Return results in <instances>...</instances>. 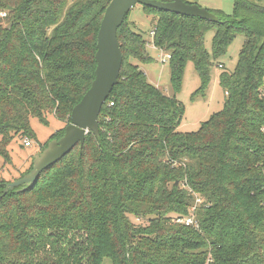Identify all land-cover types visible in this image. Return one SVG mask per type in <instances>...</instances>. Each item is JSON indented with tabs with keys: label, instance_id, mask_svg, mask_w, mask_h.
I'll list each match as a JSON object with an SVG mask.
<instances>
[{
	"label": "trees",
	"instance_id": "16d2710c",
	"mask_svg": "<svg viewBox=\"0 0 264 264\" xmlns=\"http://www.w3.org/2000/svg\"><path fill=\"white\" fill-rule=\"evenodd\" d=\"M111 1L0 0V171L13 164L14 139L38 140L33 118L69 123L95 79ZM143 6L158 16L152 43L170 55L173 94L141 69L153 60L150 42L127 15L118 29L123 66L99 133L89 131L32 184L10 188L0 175V264H264V4L210 9L219 21ZM240 33L234 70L219 74L223 108L196 131L178 130L187 64L204 93Z\"/></svg>",
	"mask_w": 264,
	"mask_h": 264
},
{
	"label": "rangeland",
	"instance_id": "374dc122",
	"mask_svg": "<svg viewBox=\"0 0 264 264\" xmlns=\"http://www.w3.org/2000/svg\"><path fill=\"white\" fill-rule=\"evenodd\" d=\"M264 4V0H254ZM200 6L209 9H221L230 14L233 11L234 0H197ZM128 22L134 23L136 30L143 34L144 38L150 42L148 44L149 54L153 60L150 63H140L141 69L145 72L148 80L157 85L168 95L173 94L170 82V66L168 52L156 47L153 41L152 31L154 30L158 16L150 15L144 9L142 4H137L128 14ZM215 34L214 30H209L206 34V48L212 53V41ZM245 37L238 34L230 43L227 51L219 58V63L212 66V79L209 87L204 93H197L200 88L201 79L194 66L190 61L185 69L184 79L181 91L177 94L178 99L185 105V114L178 127L182 132L196 131L200 128L201 123L208 120L210 116L221 110L224 106L226 93L219 82V74L224 69L234 70L238 61L240 50L243 46ZM222 66H220L221 64ZM225 65V66H224ZM31 126L36 132L38 140H31V146H25L24 139H14L10 144V151L13 157V164L4 166L0 175L7 180L15 181L17 177L26 171L31 163L35 161L37 153H41V144L45 143L49 137L58 129L66 126V123L56 118L54 115L49 116V125L41 123L37 118H33ZM39 151V152H38ZM1 166V164H0ZM19 179V178H18ZM192 211V210H191ZM177 219L178 216H173ZM134 222L146 224V219H136ZM196 224H198L196 222ZM105 264H111V260H106Z\"/></svg>",
	"mask_w": 264,
	"mask_h": 264
},
{
	"label": "water",
	"instance_id": "95a60500",
	"mask_svg": "<svg viewBox=\"0 0 264 264\" xmlns=\"http://www.w3.org/2000/svg\"><path fill=\"white\" fill-rule=\"evenodd\" d=\"M137 4L219 21L218 16L209 8L185 0H112L105 11L97 35L96 76L91 87L73 108L70 121L65 126L64 135L58 140L50 141L48 146L36 155L31 172L11 182L10 188L34 183L44 169L64 157L77 144L82 147L89 131L99 133V116L102 107L118 83L123 66L124 57L118 38V29Z\"/></svg>",
	"mask_w": 264,
	"mask_h": 264
},
{
	"label": "built area",
	"instance_id": "2783aa9c",
	"mask_svg": "<svg viewBox=\"0 0 264 264\" xmlns=\"http://www.w3.org/2000/svg\"><path fill=\"white\" fill-rule=\"evenodd\" d=\"M152 34H153V32H152ZM169 57H170V55H169ZM220 66H222V64ZM24 145L29 147V146L32 145V143H31L30 140L26 139L25 142H24ZM198 201H200V199H198ZM177 221L178 222L185 223L186 225H195V226H198V224H196V222H195V220H194L193 217H187V218H182V219L178 218Z\"/></svg>",
	"mask_w": 264,
	"mask_h": 264
},
{
	"label": "flooded vegetation",
	"instance_id": "af4514ba",
	"mask_svg": "<svg viewBox=\"0 0 264 264\" xmlns=\"http://www.w3.org/2000/svg\"><path fill=\"white\" fill-rule=\"evenodd\" d=\"M165 1H169V0H165ZM186 2H189V3H197L196 1L197 0H185ZM210 10V9H209Z\"/></svg>",
	"mask_w": 264,
	"mask_h": 264
},
{
	"label": "crops",
	"instance_id": "0c3cea01",
	"mask_svg": "<svg viewBox=\"0 0 264 264\" xmlns=\"http://www.w3.org/2000/svg\"><path fill=\"white\" fill-rule=\"evenodd\" d=\"M39 152V151H38ZM39 153H37V155H38Z\"/></svg>",
	"mask_w": 264,
	"mask_h": 264
}]
</instances>
